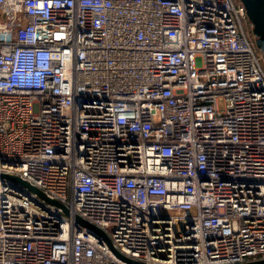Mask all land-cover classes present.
Masks as SVG:
<instances>
[{"label":"built area","instance_id":"obj_1","mask_svg":"<svg viewBox=\"0 0 264 264\" xmlns=\"http://www.w3.org/2000/svg\"><path fill=\"white\" fill-rule=\"evenodd\" d=\"M75 216L144 264L264 260V56L239 0H0V264H130Z\"/></svg>","mask_w":264,"mask_h":264},{"label":"water","instance_id":"obj_2","mask_svg":"<svg viewBox=\"0 0 264 264\" xmlns=\"http://www.w3.org/2000/svg\"><path fill=\"white\" fill-rule=\"evenodd\" d=\"M243 6L246 9L247 16L252 24V34L255 38V43L256 46L260 51L264 53V0H239ZM2 179H9L12 180L18 184H21L25 187H27L29 190L33 191L36 193L40 198L44 199L46 202L53 204L55 206L61 207L63 211L66 214H69V210L59 201L57 200H52L48 198L41 190L37 189L36 187L30 185L29 183L25 182L24 180L15 177V176H10V175H1ZM75 221L78 223L80 226L87 228V230L100 237L103 239L110 249L122 260L130 263V264H144L141 262L134 261L132 259H129L122 255L120 252H118L107 234L100 229L99 227L95 226L94 224L86 221L85 219L81 218L80 216H75ZM242 264H264V260H259V261H252V262H247V263H242Z\"/></svg>","mask_w":264,"mask_h":264},{"label":"rangeland","instance_id":"obj_3","mask_svg":"<svg viewBox=\"0 0 264 264\" xmlns=\"http://www.w3.org/2000/svg\"><path fill=\"white\" fill-rule=\"evenodd\" d=\"M257 51L260 52V53L264 56V53H263L262 51H260V50L258 49V47H257ZM220 107H221V109L224 108V104H223V102L220 103Z\"/></svg>","mask_w":264,"mask_h":264}]
</instances>
